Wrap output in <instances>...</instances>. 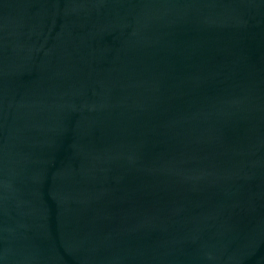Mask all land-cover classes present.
Returning <instances> with one entry per match:
<instances>
[{"label":"water","instance_id":"water-1","mask_svg":"<svg viewBox=\"0 0 264 264\" xmlns=\"http://www.w3.org/2000/svg\"><path fill=\"white\" fill-rule=\"evenodd\" d=\"M0 264H264V0H0Z\"/></svg>","mask_w":264,"mask_h":264}]
</instances>
